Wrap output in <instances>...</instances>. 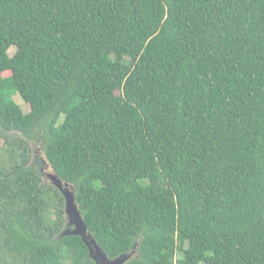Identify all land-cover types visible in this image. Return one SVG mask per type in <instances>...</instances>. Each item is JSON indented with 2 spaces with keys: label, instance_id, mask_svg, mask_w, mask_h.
<instances>
[{
  "label": "trees",
  "instance_id": "16d2710c",
  "mask_svg": "<svg viewBox=\"0 0 264 264\" xmlns=\"http://www.w3.org/2000/svg\"><path fill=\"white\" fill-rule=\"evenodd\" d=\"M0 140V264H95L37 141L110 258L264 264V0H0Z\"/></svg>",
  "mask_w": 264,
  "mask_h": 264
},
{
  "label": "water",
  "instance_id": "95a60500",
  "mask_svg": "<svg viewBox=\"0 0 264 264\" xmlns=\"http://www.w3.org/2000/svg\"><path fill=\"white\" fill-rule=\"evenodd\" d=\"M47 179L64 198V211L67 226L61 237L79 236L89 249V258L95 264H127L134 256H137V244L129 253H123L116 258H110L107 253L97 243L96 239L89 232L86 222L76 201V189L69 182L63 181L54 171L46 175Z\"/></svg>",
  "mask_w": 264,
  "mask_h": 264
},
{
  "label": "rangeland",
  "instance_id": "374dc122",
  "mask_svg": "<svg viewBox=\"0 0 264 264\" xmlns=\"http://www.w3.org/2000/svg\"><path fill=\"white\" fill-rule=\"evenodd\" d=\"M16 48L12 47L10 49V55L13 56L16 53ZM12 99L21 106V108L23 109L24 113H28L30 111V105L27 104L22 97L20 96V94H15L12 96ZM31 147H32V162L35 163V170L40 173L43 177V179L46 182H49V180L46 178V175L48 173L53 172V169L51 168V166L48 164V162L46 161L43 152L41 150V146H40V142H33L31 143ZM41 159L42 160V166L38 165L37 159ZM7 152H6V146L5 143H3L2 140H0V163L3 165L7 164ZM35 160V162H34ZM54 214V213H53ZM53 217H55V215H53Z\"/></svg>",
  "mask_w": 264,
  "mask_h": 264
},
{
  "label": "flooded vegetation",
  "instance_id": "af4514ba",
  "mask_svg": "<svg viewBox=\"0 0 264 264\" xmlns=\"http://www.w3.org/2000/svg\"><path fill=\"white\" fill-rule=\"evenodd\" d=\"M47 178V177H46ZM50 183V182H49Z\"/></svg>",
  "mask_w": 264,
  "mask_h": 264
}]
</instances>
